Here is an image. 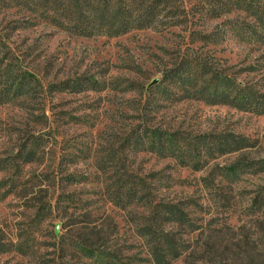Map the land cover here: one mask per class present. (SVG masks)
Returning a JSON list of instances; mask_svg holds the SVG:
<instances>
[{
	"label": "rangeland",
	"instance_id": "1",
	"mask_svg": "<svg viewBox=\"0 0 264 264\" xmlns=\"http://www.w3.org/2000/svg\"><path fill=\"white\" fill-rule=\"evenodd\" d=\"M182 1L188 25L114 38L76 37L44 24L15 29L20 13L0 7L8 56L0 72L14 60L41 84L0 104V243H37L34 255L5 250L0 264H75L72 239L95 235L114 247L135 245L130 255L142 252L145 264H157L149 253L158 238L160 250L175 245L166 264H264V113L199 95L147 102L165 69L193 48L264 93V40L242 43L236 26L224 25L235 13L207 16L225 0ZM194 28L213 30L217 43H191ZM90 77L101 85L74 83ZM147 128L175 134L184 151L177 158L144 151ZM234 135L245 142H221ZM34 142H41L37 161L23 163L17 155ZM69 174L76 185L64 180ZM64 192L79 212L64 209ZM164 205H178L183 224L166 220Z\"/></svg>",
	"mask_w": 264,
	"mask_h": 264
},
{
	"label": "trees",
	"instance_id": "2",
	"mask_svg": "<svg viewBox=\"0 0 264 264\" xmlns=\"http://www.w3.org/2000/svg\"><path fill=\"white\" fill-rule=\"evenodd\" d=\"M182 2V0H2L0 7H10V9L20 13L19 16L21 18L14 22L12 21L15 24V29L37 28L44 24L76 37L114 38L134 30L160 29V27L173 28L182 24L188 25L190 14L183 7ZM232 13H235L236 16L231 20H226L224 23L227 22V24L224 25L236 26L235 30L242 43L248 44L251 41L256 43L264 40V0H225L218 9L212 8L208 10L207 16L212 19H218ZM213 36V30L194 28L191 43H203L210 46L217 43ZM2 38L3 34L0 31V67L8 59V56L2 55L4 52L1 47ZM251 68H247V71L250 72V69L251 72L256 71V68ZM32 79L29 72L20 63L17 66H15L14 60L7 63V67L0 72V86L2 85L0 94L7 91L8 96H0V104H7L12 99L25 96L34 89L35 83L40 84L35 77V82ZM74 83L78 87H80L79 84H91V89L101 85L100 81L91 77L86 79L85 82L77 79ZM64 85L65 83L61 86ZM72 85L71 83L68 86L72 87ZM77 90L80 91L79 88ZM151 91L153 93L147 94V102H152V99L165 100L173 98L171 96L186 95V97H194L199 95L201 99L229 105L242 111L253 112L258 115L264 113V93L259 88L250 82L240 80L239 76L233 72L229 73L227 70L218 69L214 63L209 61L202 53L196 51L195 48L183 55L178 66L174 68L167 67L163 79ZM225 138L221 142H245V140L238 139L235 135L230 137L232 139ZM38 143L34 142L28 148L21 149L17 157L21 158L23 163H35L38 151L41 148ZM140 146L144 151L148 150L157 155H167L175 158L184 151L175 134L157 128L146 129L145 137ZM131 147L133 146L131 145ZM71 175L64 176V180L68 181V185H76L78 182L74 179L72 180ZM60 196H64V209L70 210L73 208L74 212H79L77 210L78 207L70 206L66 203V197L70 199L66 192L60 194ZM86 202L88 203V201ZM166 207L168 206L164 205L163 210L166 220H181L179 216L181 217L185 213L181 211V213L177 214L176 210H180L178 205H174V209L171 210ZM36 215L42 214L38 211ZM89 218L91 216L82 218L81 223H84V220ZM181 221L183 224V220ZM95 237L97 235L92 240L87 237L81 241L72 239V244L70 245L74 247L72 259L75 264L80 261L82 262L79 264H114L115 261L112 262L111 259L123 256L125 258H135L131 264H145L149 260V258L142 255V252L130 255L129 250L135 245L129 244L127 246L119 245L114 247L112 239L104 240L99 238V235L97 238ZM100 240L105 242L102 244ZM65 241H67L66 238H64V245H66ZM166 241L167 239L165 238L164 242ZM162 242L158 238L156 242L151 244L153 247L150 248V258L157 264H166L165 256L169 254L175 255V249L173 248L175 245L167 242L168 248L160 250L158 244ZM36 244L34 247V243L29 244L22 240L19 242L14 240L12 242H2L0 243V254L5 253V250L12 249L17 254H24L27 251L28 254L34 255V249L36 250L37 248ZM51 245L53 246V243ZM55 246H59V244L55 242ZM121 247H125L127 255H123L121 251H118ZM16 264H19V262H16Z\"/></svg>",
	"mask_w": 264,
	"mask_h": 264
},
{
	"label": "water",
	"instance_id": "3",
	"mask_svg": "<svg viewBox=\"0 0 264 264\" xmlns=\"http://www.w3.org/2000/svg\"><path fill=\"white\" fill-rule=\"evenodd\" d=\"M158 83V80L157 79H155L151 84H150V86L149 87H151V86H153V85H155V84H157Z\"/></svg>",
	"mask_w": 264,
	"mask_h": 264
}]
</instances>
